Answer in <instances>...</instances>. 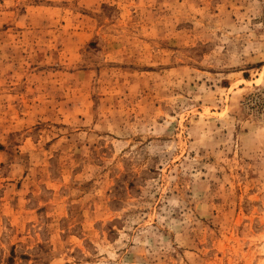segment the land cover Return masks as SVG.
Here are the masks:
<instances>
[{
  "label": "rangeland",
  "instance_id": "1",
  "mask_svg": "<svg viewBox=\"0 0 264 264\" xmlns=\"http://www.w3.org/2000/svg\"><path fill=\"white\" fill-rule=\"evenodd\" d=\"M0 264H264V0H0Z\"/></svg>",
  "mask_w": 264,
  "mask_h": 264
}]
</instances>
